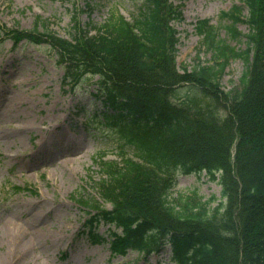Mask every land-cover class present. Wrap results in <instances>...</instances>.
Segmentation results:
<instances>
[{
  "label": "trees",
  "instance_id": "obj_1",
  "mask_svg": "<svg viewBox=\"0 0 264 264\" xmlns=\"http://www.w3.org/2000/svg\"><path fill=\"white\" fill-rule=\"evenodd\" d=\"M239 2L221 13L226 37L198 20L200 48L213 61L182 72L170 25L181 11L168 0H142L132 21L111 11L102 23H76L70 39L4 29L14 42L53 48L62 84L74 88L84 76L97 77L96 108L84 124L118 132L127 151L118 159L96 157L93 194L74 199L88 214L81 232L93 238V226L114 227L111 255L130 249L146 257L169 244L171 264H264V0ZM238 22L248 31L237 50L228 40L241 39ZM234 57L244 70L239 85L225 91L220 78ZM182 85L195 91L178 97ZM203 171L220 185L216 205L172 195L179 174Z\"/></svg>",
  "mask_w": 264,
  "mask_h": 264
},
{
  "label": "rangeland",
  "instance_id": "obj_2",
  "mask_svg": "<svg viewBox=\"0 0 264 264\" xmlns=\"http://www.w3.org/2000/svg\"><path fill=\"white\" fill-rule=\"evenodd\" d=\"M171 1L183 13L173 22L179 68L196 65L199 59L209 63L207 51L197 58L195 21L208 17L217 25L220 12L237 0ZM140 4L141 0H0V26L49 27L69 37L72 17L83 24L99 23L116 10L131 20ZM236 26L242 33L248 30L243 22ZM230 45L243 47L242 39L231 40ZM55 60L46 45L25 40L14 44L0 33V264H157L159 258L162 264H170L165 253L152 254L147 260L135 251L110 258L106 244L90 242L78 232L86 214L74 197L91 191L89 176L98 178L94 156L103 152L106 158H116L126 145L114 132L84 128L80 108L87 113L93 109L89 93L95 77H86L74 89L64 86V90L62 70ZM243 70L241 60L231 59L222 75L223 88L237 84ZM25 185L33 190L12 192V186ZM219 191V184L202 173L179 175L172 192L215 205ZM107 230L108 226L100 224L95 233H103L106 239Z\"/></svg>",
  "mask_w": 264,
  "mask_h": 264
}]
</instances>
